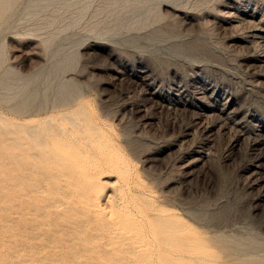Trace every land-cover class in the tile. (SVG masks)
Listing matches in <instances>:
<instances>
[{"label": "rangeland", "instance_id": "1", "mask_svg": "<svg viewBox=\"0 0 264 264\" xmlns=\"http://www.w3.org/2000/svg\"><path fill=\"white\" fill-rule=\"evenodd\" d=\"M259 29L264 0H0V264H264ZM3 80L37 97L10 103ZM72 108L109 133L124 180L94 179L106 154L53 158L38 169L54 180L18 171L16 138ZM90 180L113 216L83 196Z\"/></svg>", "mask_w": 264, "mask_h": 264}, {"label": "bare ground", "instance_id": "2", "mask_svg": "<svg viewBox=\"0 0 264 264\" xmlns=\"http://www.w3.org/2000/svg\"><path fill=\"white\" fill-rule=\"evenodd\" d=\"M249 20V19H248ZM253 38L255 40H262L264 41V29H259V30H255L254 36ZM252 40V39H251ZM251 43V42H250ZM252 44V43H251ZM262 61L264 62V56L262 57ZM142 75V74H141ZM41 81V80H40ZM40 84V83H39ZM38 87L32 86L29 83L27 85L24 84H10L9 82H6L3 80V83L1 85V93L3 97H5V99L8 102H30L33 99H35L37 97V94L39 92ZM15 104V103H14ZM18 106V105H17ZM84 113H78V111H76V109L72 108L66 111V114L62 115L63 117L65 116L67 118V121H65V123L63 124V129H58L56 133L52 132V135H48V134H44L45 132H43L44 135H37L38 132V124L34 127V129L32 131H27L26 132V136H22L21 134L16 138L18 139V144L15 147V151H16V160H17V168L18 171H22L24 168L26 169V177L27 178H31L32 179L35 177V175H37V177L39 175H41L42 179H53L59 177L58 175L55 174H47L45 175L44 172L42 173V171H39L38 168L42 167L43 165H45L46 163L48 164V162L51 160L53 161V158H57L58 157H65V160L69 159V161H79L82 158H84L85 156L92 155V154H106L107 156H104L102 158H104L102 161H100L103 164H106V166H108L107 170L104 171H98V172H94V179L97 176H101L105 173L107 174H114L117 175V182H121L120 180H124V178L126 177V175L129 172V169L127 168V163L125 161V159L123 157H117V159H113V158H109L110 156V148L115 147L113 144H111L110 139H109V133L108 134H102L101 133V128L96 126L97 124H93V132L89 133V127H82V122L85 121L86 117H84ZM61 116V117H62ZM60 117V116H59ZM60 117V119H62ZM64 119V118H63ZM59 120V119H58ZM63 121V120H62ZM61 121V122H62ZM38 122V121H37ZM36 122V123H37ZM60 122V120H59ZM64 122V121H63ZM59 124V123H58ZM57 125V122H56ZM61 125V124H60ZM62 126V125H61ZM45 131V130H44ZM54 133V134H53ZM100 156V155H99ZM96 158V157H95ZM93 159V158H92ZM98 159V158H96ZM89 160V159H88ZM99 160V159H98ZM97 160V161H98ZM101 160V159H100ZM57 161V160H56ZM95 161V160H94ZM49 162V163H50ZM58 162V161H57ZM61 163V161H59ZM56 163V162H55ZM95 164V163H94ZM65 165V164H64ZM70 166V165H69ZM256 168H258V170L261 172L262 170H264V162H259L258 164L255 166ZM23 168V169H22ZM101 168V167H100ZM104 169V168H103ZM24 171V170H23ZM96 171V170H95ZM63 172V171H62ZM70 172V171H69ZM41 173V174H40ZM39 174V175H38ZM61 174V173H60ZM63 175H66V173H63ZM20 176V175H19ZM34 176V177H33ZM24 177V176H23ZM22 178V177H20ZM19 178V179H20ZM40 178V177H39ZM264 178V177H263ZM36 179V177H35ZM46 180V181H47ZM89 183L86 185H83L80 188V190L82 189L83 192L86 190L87 192L83 193V196H85V198L87 199V201L90 202V204L94 207V213L95 214H104L105 210L108 209L109 215L113 216L115 214V210L114 208L111 206L112 204H109V200L111 199H107V204L105 206V208H102V205L100 204V199L102 197L101 194V190L97 187L98 186V182L94 180L93 181H88ZM140 184V183H139ZM137 183L138 188H140V185ZM19 187V186H18ZM124 188L125 186L121 185L118 188L119 194L121 195V197L118 199V204L115 205L117 206L118 210H125L124 204L126 202H129V199L124 198ZM28 191V190H27ZM26 191V192H27ZM126 191L128 192H132L133 190H129V187H126ZM31 191H28L27 194H29ZM26 195V194H25ZM88 202V203H89ZM115 202V201H114ZM61 205V203H59ZM148 204V203H147ZM61 207V206H60ZM138 207V206H137ZM136 211H126L125 215H135ZM153 213V212H152ZM151 214V213H150ZM143 215H146V209H144L143 211H139L137 213V216H139L140 218L143 219ZM158 215V214H156ZM164 216V215H163ZM168 217V216H167ZM160 218V217H159ZM165 218V217H164ZM169 218V217H168ZM114 219V218H112ZM167 219V218H166ZM170 219V218H169ZM163 220V219H162ZM171 220V219H170ZM169 220V221H170ZM173 220V219H172ZM152 221V220H151ZM157 221V220H156ZM166 221V220H165ZM168 221V222H169ZM175 221V220H174ZM112 222V221H111ZM114 222V221H113ZM112 222V223H113ZM117 222V221H116ZM172 222V221H171ZM155 223V222H154ZM166 223V222H165ZM134 223H129L126 224L124 228H122V231L124 233L127 234V236L129 237H134ZM160 224V223H159ZM162 224V223H161ZM167 224V223H166ZM165 224V226H166ZM178 224V223H177ZM108 225V224H107ZM249 225V224H248ZM157 226V225H156ZM162 226V225H161ZM175 226V225H174ZM173 226V227H174ZM159 227V226H158ZM160 228V227H159ZM171 228V227H170ZM158 229V228H157ZM188 229V227H187ZM184 229V230H187ZM155 230V229H154ZM161 230V229H160ZM164 230V229H163ZM182 230V229H181ZM99 231V230H98ZM142 231V230H141ZM156 231V230H155ZM162 231V230H161ZM169 231V230H168ZM174 232V231H173ZM190 233V231H187ZM186 232V233H187ZM192 232V230H191ZM164 233V232H163ZM166 233V232H165ZM168 233V232H167ZM103 234V233H102ZM159 234V233H158ZM174 234V233H173ZM196 234V233H195ZM193 234V235H195ZM199 234V233H198ZM162 235V234H161ZM164 235V234H163ZM171 235V234H170ZM178 235V234H175ZM185 236V234H183ZM182 235V236H183ZM157 236V235H156ZM168 235H164L165 239L167 238ZM191 236V234H190ZM189 236V237H190ZM196 236V235H195ZM193 236V237H195ZM200 236V235H199ZM198 236V237H199ZM169 237V236H168ZM171 237V236H170ZM175 237L172 235V238ZM178 237V236H177ZM180 237V236H179ZM197 237V240H198ZM162 238V236H161ZM160 238V239H161ZM187 238H188V233H187ZM196 238V237H195ZM194 238V239H195ZM203 238V237H202ZM199 237V239H202ZM136 239V238H135ZM156 239V238H155ZM164 239V238H163ZM168 239V238H167ZM174 239V238H173ZM186 239V237H185ZM183 239V240H185ZM190 239H192V241L194 242L193 238L190 237ZM170 240V239H169ZM196 240V239H195ZM179 241V240H178ZM188 241V240H187ZM163 242V241H162ZM167 242V241H164ZM182 242V241H181ZM191 242V241H190ZM196 242V241H195ZM198 242V241H197ZM168 243V242H167ZM172 243V242H171ZM176 243V241H175ZM174 243V244H175ZM180 243V242H179ZM189 243V242H188ZM196 244V243H194ZM194 247H197L196 245H194ZM163 245H166L163 243ZM192 245V243H191ZM190 245V246H191ZM139 248L144 247L143 243L138 245ZM167 246V245H166ZM164 246V247H166ZM170 246V245H169ZM172 246V245H171ZM170 246V247H171ZM183 246V245H182ZM188 246V245H187ZM181 247V246H180ZM180 247H177L180 249ZM186 247V246H185ZM199 247V246H198ZM183 249V247H181ZM200 248V247H199ZM204 248V247H203ZM190 249V248H188ZM192 249V248H191ZM193 250H195L193 248ZM197 250V249H196ZM204 250V249H203ZM175 251H179V250H175ZM199 251V249L197 250ZM202 250H200L201 252ZM207 251V250H206ZM210 251V250H209ZM169 252V251H168ZM172 252V250L170 251ZM202 252H205L202 251ZM182 253H184L182 251ZM189 253V251H188ZM191 253V252H190ZM194 253V252H193ZM199 253V252H197ZM194 255L197 257V254ZM144 254H148L146 252H144ZM163 254V253H162ZM173 254V253H172ZM171 254V255H172ZM178 254H180L178 252ZM192 254V253H191ZM204 254V253H202ZM206 254V253H205ZM164 256V255H163ZM189 256V255H188ZM193 256V255H192ZM201 256V255H200ZM165 258H167V256H164ZM163 257V258H164ZM174 257V256H172ZM178 257V256H177ZM176 257V258H177ZM203 257V256H202ZM171 259V257H169ZM201 259V258H200ZM169 260V259H168ZM182 260V259H181ZM187 260V259H186ZM186 260H184L186 262ZM198 260V258H197ZM203 260V259H202ZM194 261V260H193ZM176 261H174L175 263ZM180 262V260H179ZM183 262V261H182ZM189 262V260L187 261ZM178 263V262H177ZM200 263V262H199ZM192 264V262H191Z\"/></svg>", "mask_w": 264, "mask_h": 264}]
</instances>
